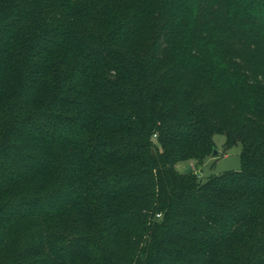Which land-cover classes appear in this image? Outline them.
<instances>
[{
  "label": "trees",
  "instance_id": "trees-1",
  "mask_svg": "<svg viewBox=\"0 0 264 264\" xmlns=\"http://www.w3.org/2000/svg\"><path fill=\"white\" fill-rule=\"evenodd\" d=\"M0 264H264V0H0Z\"/></svg>",
  "mask_w": 264,
  "mask_h": 264
},
{
  "label": "rangeland",
  "instance_id": "rangeland-1",
  "mask_svg": "<svg viewBox=\"0 0 264 264\" xmlns=\"http://www.w3.org/2000/svg\"><path fill=\"white\" fill-rule=\"evenodd\" d=\"M214 140L216 142V149L218 150L217 154L213 153V155L207 157L202 164H198L195 157L188 160H182L176 164L177 169L182 172L194 171L197 173L200 180H206L214 174L241 169L242 145L237 144L226 150V136L221 133L215 134Z\"/></svg>",
  "mask_w": 264,
  "mask_h": 264
},
{
  "label": "water",
  "instance_id": "water-1",
  "mask_svg": "<svg viewBox=\"0 0 264 264\" xmlns=\"http://www.w3.org/2000/svg\"><path fill=\"white\" fill-rule=\"evenodd\" d=\"M218 153V150L215 148L214 149V154H217Z\"/></svg>",
  "mask_w": 264,
  "mask_h": 264
}]
</instances>
